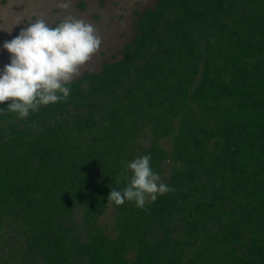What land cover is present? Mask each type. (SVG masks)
Returning <instances> with one entry per match:
<instances>
[{"label":"trees","instance_id":"1","mask_svg":"<svg viewBox=\"0 0 264 264\" xmlns=\"http://www.w3.org/2000/svg\"><path fill=\"white\" fill-rule=\"evenodd\" d=\"M134 28L66 101L0 104V264H264V0H156ZM146 154L172 191L108 203Z\"/></svg>","mask_w":264,"mask_h":264},{"label":"clouds","instance_id":"2","mask_svg":"<svg viewBox=\"0 0 264 264\" xmlns=\"http://www.w3.org/2000/svg\"><path fill=\"white\" fill-rule=\"evenodd\" d=\"M69 6V0L60 4L64 9ZM101 43L97 29L84 19L69 15L50 26L38 18L3 44L10 54V63L0 73V104L8 102L6 111L26 120L30 112H37L42 106L66 101L71 82L97 54ZM123 168L131 176L123 190L110 192L108 203L122 206L128 201L145 209L146 203L172 191L153 171L150 154L125 161Z\"/></svg>","mask_w":264,"mask_h":264},{"label":"rangeland","instance_id":"3","mask_svg":"<svg viewBox=\"0 0 264 264\" xmlns=\"http://www.w3.org/2000/svg\"><path fill=\"white\" fill-rule=\"evenodd\" d=\"M155 1L69 0V8L64 9L60 7L64 0H0V73L10 63L4 42L11 41L38 18L53 24L69 15L94 25L102 38L99 51L80 69L78 76L97 71L102 63L120 59L121 49L134 35L136 17L144 8L152 7ZM101 221L107 223L108 215Z\"/></svg>","mask_w":264,"mask_h":264},{"label":"crops","instance_id":"4","mask_svg":"<svg viewBox=\"0 0 264 264\" xmlns=\"http://www.w3.org/2000/svg\"><path fill=\"white\" fill-rule=\"evenodd\" d=\"M57 22H60V21H57ZM57 22L53 23V24H56ZM53 24H49V25H53Z\"/></svg>","mask_w":264,"mask_h":264}]
</instances>
